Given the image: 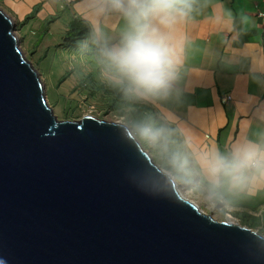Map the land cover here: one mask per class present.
Instances as JSON below:
<instances>
[{"label":"water","instance_id":"95a60500","mask_svg":"<svg viewBox=\"0 0 264 264\" xmlns=\"http://www.w3.org/2000/svg\"><path fill=\"white\" fill-rule=\"evenodd\" d=\"M16 29L0 7V264H264V234L178 202L116 121L59 119Z\"/></svg>","mask_w":264,"mask_h":264},{"label":"clouds","instance_id":"9594fccd","mask_svg":"<svg viewBox=\"0 0 264 264\" xmlns=\"http://www.w3.org/2000/svg\"><path fill=\"white\" fill-rule=\"evenodd\" d=\"M78 2L87 26L77 42L81 60L99 83L121 97L123 114L117 125L157 157L176 200L191 207L177 191L190 187L207 214L203 218L215 223L238 201L264 192V131L243 133L223 148L206 145L170 112L158 116L146 107L162 108V102L179 95L195 47L192 31L199 23L238 34L232 12L216 0ZM258 16L264 18V12ZM238 23L246 29L249 17L241 12Z\"/></svg>","mask_w":264,"mask_h":264},{"label":"crops","instance_id":"0c3cea01","mask_svg":"<svg viewBox=\"0 0 264 264\" xmlns=\"http://www.w3.org/2000/svg\"><path fill=\"white\" fill-rule=\"evenodd\" d=\"M216 2L232 12L238 34L215 31L211 24L203 22L193 29L195 47L187 61L188 70L179 82V95L162 102L161 112L173 114L202 143L223 148L243 133L252 136L264 131V18L258 16L259 11L264 12V0ZM0 7L16 17L19 24L33 16L22 27L29 29L37 22L42 25L38 35L53 21L45 24L39 19L59 17L65 11L70 17L68 28L72 20L85 24L78 0H0ZM241 12L250 20L246 29L238 23ZM75 56L80 59L81 53ZM230 213L241 222L246 220L245 225L251 228H262L264 192L238 201Z\"/></svg>","mask_w":264,"mask_h":264},{"label":"rangeland","instance_id":"374dc122","mask_svg":"<svg viewBox=\"0 0 264 264\" xmlns=\"http://www.w3.org/2000/svg\"><path fill=\"white\" fill-rule=\"evenodd\" d=\"M30 10H33V8ZM50 20H53L54 23L52 22L53 24L51 23L50 27L38 35L42 25L34 22L28 29V27H22L18 19H15L22 51L38 71L45 86L47 102L53 108L54 113L59 119L81 120L86 115H93L108 121H117V118L123 114L121 111L123 103L121 97L98 82L95 78V73L91 74L85 62L75 56L77 54L75 50H70L68 46L63 47L61 45L68 30L70 20L68 12L65 11L59 17L49 20L39 19L38 21L46 24ZM70 69L74 71H71L70 75L60 83ZM88 77L92 81L89 86H87L88 82H86ZM117 103L120 105L117 106ZM170 104H172V100H170ZM146 107L150 111L157 113V115L162 114L161 108L151 105ZM146 150L153 160L158 163L157 157L153 152L147 147ZM179 190L183 196L194 201L205 212L190 187H184ZM238 214L240 215L241 213ZM231 215L228 213L226 216L217 217L216 219L240 222L235 216ZM244 223H246V220L243 219L242 224ZM254 230L264 234V229L262 228H254Z\"/></svg>","mask_w":264,"mask_h":264},{"label":"trees","instance_id":"16d2710c","mask_svg":"<svg viewBox=\"0 0 264 264\" xmlns=\"http://www.w3.org/2000/svg\"><path fill=\"white\" fill-rule=\"evenodd\" d=\"M33 17V16H32ZM32 17H26L23 21H21V26H24L26 25V23H28V21L32 18ZM50 22H53V21H50ZM49 22V23H50ZM69 29L67 30L66 32V35L64 37V40H63V43L61 44L63 47H67L68 46V49L70 50H75V53H80L78 52L79 49L77 47V42L79 40H81L86 32V28L87 26L82 23L81 21H78V20H72V22L70 23L69 25ZM71 71H74L73 69H70L69 73L67 75H65L60 83L67 78V76L70 75V72ZM94 73V72H91V74ZM86 82H88L87 86H89L90 84H92V81L89 80V77L86 79ZM94 88V86H92ZM94 95V94H93ZM118 102H120V100H118ZM120 104L117 103V106H119ZM159 116V115H158ZM145 149H146V146H144ZM245 225V223H244Z\"/></svg>","mask_w":264,"mask_h":264},{"label":"bare ground","instance_id":"6f19581e","mask_svg":"<svg viewBox=\"0 0 264 264\" xmlns=\"http://www.w3.org/2000/svg\"><path fill=\"white\" fill-rule=\"evenodd\" d=\"M182 194V193H181ZM183 195V194H182ZM185 197V196H184ZM186 198V197H185ZM188 199V198H187ZM194 202V201H193ZM195 203V202H194Z\"/></svg>","mask_w":264,"mask_h":264}]
</instances>
